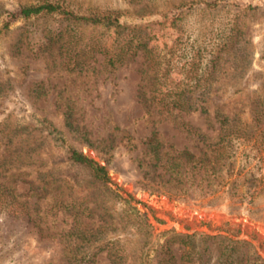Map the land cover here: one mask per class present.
<instances>
[{
  "label": "rangeland",
  "instance_id": "rangeland-1",
  "mask_svg": "<svg viewBox=\"0 0 264 264\" xmlns=\"http://www.w3.org/2000/svg\"><path fill=\"white\" fill-rule=\"evenodd\" d=\"M38 1L0 0V264H139L147 248L149 264H215L218 238L196 236L191 252L175 236L233 231L264 259L263 191L237 209L153 192L143 144L156 134L162 152L198 155L192 130L214 137L216 108L250 121L264 100V0H48L120 12L110 27L24 18ZM144 44L170 57L169 77L198 85L209 117L151 101ZM68 148L104 165L145 217L72 165Z\"/></svg>",
  "mask_w": 264,
  "mask_h": 264
},
{
  "label": "trees",
  "instance_id": "trees-1",
  "mask_svg": "<svg viewBox=\"0 0 264 264\" xmlns=\"http://www.w3.org/2000/svg\"><path fill=\"white\" fill-rule=\"evenodd\" d=\"M20 13L24 18L40 14H60L70 20L108 27L120 26L121 16L120 12L114 10L90 15L77 14L62 3L48 0L23 6ZM142 49L151 72V101L160 110L198 111L209 117L208 100L200 99L198 95L193 96L198 85L188 77H169L170 57L155 50L154 46L149 48L144 44ZM108 59L109 64L115 62L112 56ZM203 87L205 91L207 86L204 84ZM250 115V121L246 122L239 118L237 112L228 114L216 108L213 114V121L217 124L214 137L209 138L205 133L192 130V136L203 144L198 155L187 149L173 150L174 154L162 152L157 135L152 134L143 142L152 155L149 166L155 174L154 184L149 189L176 199L204 201L209 206L222 202L229 203L233 209L245 202L251 205L252 198L264 192V100L253 101ZM169 147L172 149L171 145ZM66 157L72 165L84 169L92 180L108 190L114 198L145 217L132 205L129 194L123 193L112 182L104 165L73 148L66 150ZM246 210L253 218L258 217L254 208ZM236 233L233 231L228 236L185 234L175 237L189 246L191 252L196 236L218 238L221 248L215 264H264V259L252 244L238 240ZM241 246H245V250ZM148 250L142 251L139 264H149Z\"/></svg>",
  "mask_w": 264,
  "mask_h": 264
}]
</instances>
